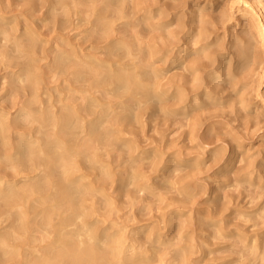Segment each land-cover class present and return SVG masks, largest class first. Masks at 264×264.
I'll list each match as a JSON object with an SVG mask.
<instances>
[{"label":"rangeland","instance_id":"374dc122","mask_svg":"<svg viewBox=\"0 0 264 264\" xmlns=\"http://www.w3.org/2000/svg\"><path fill=\"white\" fill-rule=\"evenodd\" d=\"M246 7L249 8L245 2L239 0H0V113L3 115L5 111V117L8 115L7 118H10V121L15 119L18 121L17 126L10 129L9 135L7 132V139L3 138V141L0 135V183L2 186L12 184L23 186L33 183L35 179L36 182L38 177V172H29L32 168L23 167L18 163L28 153L26 147L25 151L18 149L20 142L38 139L39 134H42L37 130L38 120L27 121L20 115V107L26 98L22 87L29 85V81L26 82L28 78L22 81L17 77L19 72L24 71L23 68L29 66L26 69L32 70L30 71L32 73L28 70L24 71L26 75L22 72L23 77H27L29 73H37V78L40 76L42 79L39 84L41 98L48 111L44 109L41 112L47 115L57 110L55 108H59L60 99L68 101L67 98L70 96H80L78 92H70L71 89L87 84L88 78H84L85 81L83 78L75 81L76 77L73 73L71 59L75 56H71L79 51L81 57L92 61L93 70L88 74L89 76L93 74L95 87L92 90L95 91L94 95L102 100L100 101L104 105L102 109L106 110L108 117L102 120L104 122L106 119L107 123L97 122L98 131L94 135L96 138L93 136L94 143L91 150L87 151V154L91 153L89 158L94 157L95 162H90L87 157L83 160L84 154L86 156L85 152H82L83 156L80 154L82 160L78 157L79 154L75 155L76 150L77 152L84 150L83 146V149L80 148V143L86 139L84 133H78L80 136L75 137L76 141L72 140L75 143L70 141L67 144L69 147L73 144V149H76L73 155L80 164H77L78 167L80 166L77 167L78 170L72 169V175L75 176L73 177L76 178V183L79 180L81 181L79 185L83 183L80 188H88L87 194L82 193V189L79 192L72 190L76 192L75 198L78 202L76 204L79 209L83 201L85 211L82 210L84 207L78 210L77 205L73 208L71 202L67 198L64 199L67 195H61V199L57 198L56 183L64 178L63 166H57L59 167L57 170L62 169V172L57 171L58 175L52 176L50 184L42 192L44 195L41 192H35L27 196L29 199L19 201L20 203H16V206L14 204V207H10L12 204L6 206V199L4 198L5 202L0 196V242L3 244L0 243V246L4 248L0 247V264H28L30 260V264H35L32 258L35 260L37 255H46L41 250L49 253L45 246L50 245V248L55 249L53 253H47V255H52L55 259L57 253L66 251L65 257L56 261V264L58 262L66 264L71 260L67 255L71 248L63 247L61 245L63 242L58 241L59 229L64 233L68 231L64 234V237L67 236L66 239L72 237L71 234L76 229L73 240L78 241L79 244L83 241L89 243L92 239L91 236L89 239L88 234L94 232L93 236H96L97 233L98 236L92 241H96L99 248H104L111 240L116 244L115 240L120 238L124 251L122 249L120 254H123H118L116 259L124 257L126 261H129L132 258L142 260V264L144 262V264H264V44L259 34L261 28L249 18L245 12ZM174 19H177V23ZM257 19V24L263 23L264 27V14ZM202 28L208 29L209 32L202 31ZM198 29L205 33V38L201 37L203 34L199 37V34L195 35V31L199 33ZM187 35H192V38L190 39V36L188 40ZM194 36L198 37L196 41L192 40ZM203 39L205 40L202 41ZM199 40L198 47L210 43L211 48L206 51L200 50L201 52L198 51L197 54L198 47H194L193 42L196 44L195 42ZM245 46L252 48L250 50L252 55L245 64H239L238 57ZM183 47L186 49L184 55H181L183 58L180 56L179 62H176L174 52ZM211 54L212 59L214 56V59L216 58L212 61V65L198 69L197 74L195 67L191 66L194 65L191 62L193 56L200 65L205 61H211ZM58 55L64 56L67 64L65 61L60 63ZM134 55H137L136 59ZM195 57L201 59H195ZM95 61L104 62L106 65L97 62L99 66L97 67ZM182 62L185 63L183 66ZM109 65H111L110 74L117 69L113 76L124 72L122 76L128 75L131 81L133 80L129 84L131 88L132 84L136 83L133 90L127 87L118 88L119 85H123L115 78L113 83L110 74L106 76ZM185 66L189 71L185 69ZM83 74L87 75L86 72ZM94 76L99 80L96 81ZM125 82L129 83L128 80ZM149 83L152 85L149 86ZM139 84H141L140 87L136 86ZM208 85L214 91L212 97L203 95V98L199 100L202 101L201 103L199 101V104L192 103L194 105L187 107L189 113H184L183 106L186 102L184 103L182 99L185 94L191 96L196 90L204 91ZM177 89L178 93L184 94V96L178 94L182 97L178 101V96L175 95L177 97L175 98L173 95L174 90L177 91ZM213 97H215L214 100H211ZM51 103L56 107L50 110L48 107ZM98 106L102 105H97V109L100 108ZM38 113L40 114V111L37 115ZM45 126L47 128L45 127L44 131L48 134L54 131L51 130L53 128L51 124ZM50 127L51 131H48ZM106 129L108 131L104 133ZM47 137L46 135L45 138ZM32 147L36 150L38 143L33 144ZM36 152L37 150L35 154ZM12 155L14 157H11ZM40 155L43 156L41 153ZM27 164L29 165V162ZM101 164L103 167L99 166ZM27 177L35 179L26 181ZM65 182L68 184L69 180ZM79 193L85 197L78 196ZM41 196L47 201L43 200V202ZM26 206L30 209L25 208ZM70 208L73 210H69ZM74 209L79 212L78 219L73 216L76 212ZM39 210L42 212L40 213ZM48 211L51 212L50 217ZM69 213L74 220L70 219ZM41 214L43 216H39ZM62 215L64 217L62 221H66V216L69 223L66 221L67 223L59 224ZM40 217H43V220ZM21 218L25 220L26 228L23 230L18 229V222L22 224L23 220H17ZM46 218H49V222ZM75 219L76 223L84 226L80 229L81 231H79L81 225L71 223ZM27 220H30V223ZM15 221L17 226H14ZM18 232L20 235L17 234ZM77 232L80 235L78 239ZM5 234L10 235L8 239ZM3 237L7 240L6 243ZM24 240H29L30 246ZM21 241L26 244L24 242L22 244ZM57 245L60 248H56ZM18 246L20 248H17ZM43 246L46 249H43ZM242 246L245 247L242 248ZM7 248H12V251L15 249L14 254ZM137 249L139 252L136 251ZM18 252L21 254L24 252V258H21V255L16 256ZM27 252L30 256L26 254ZM133 252L136 257L132 255ZM137 253L140 254L139 257ZM127 255H131L130 258ZM37 259L36 262L39 260ZM68 263L72 264V260Z\"/></svg>","mask_w":264,"mask_h":264},{"label":"bare ground","instance_id":"6f19581e","mask_svg":"<svg viewBox=\"0 0 264 264\" xmlns=\"http://www.w3.org/2000/svg\"><path fill=\"white\" fill-rule=\"evenodd\" d=\"M235 1H237V0H235ZM239 1H243V2H245V5L247 4L248 5V7L249 8H247L246 7V13H247V15L249 16V18H251V20H252V22H254V24L256 25V26H259L260 28H261V30H260V32H259V34H261V37H262V43L264 44V27L262 26V24H257V18H258V16H260V15H262V14H264V0H239ZM59 2V1H58ZM128 2V1H127ZM53 3V2H52ZM238 3V2H237ZM36 4V3H35ZM243 4V3H242ZM177 5V4H176ZM77 6V5H76ZM81 6V5H80ZM34 7V6H33ZM120 7V6H119ZM122 7V6H121ZM176 9V8H175ZM244 9H245V7H244ZM52 10V9H51ZM50 10V11H51ZM76 10V9H75ZM57 11V10H56ZM71 11V10H70ZM152 11V10H151ZM202 11V10H201ZM78 12V11H77ZM95 12V11H94ZM68 13V12H67ZM66 14V13H65ZM77 14V13H76ZM200 14V13H199ZM203 14V13H202ZM2 15H3V13H2ZM61 15H63V14H61ZM79 16H82V15H79ZM92 16V15H91ZM177 16V15H176ZM196 16V15H195ZM198 16V15H197ZM202 16V15H201ZM173 17V16H172ZM69 18V17H68ZM73 18V17H72ZM95 18V17H94ZM147 18H148V16H147ZM181 18V17H180ZM203 18V17H202ZM78 19V18H77ZM87 19V18H86ZM88 19H89V17H88ZM177 19H179V18H177ZM177 19L175 20L174 19V21L176 22L177 21ZM197 19V18H196ZM199 19H200V16H199ZM205 19V18H204ZM232 19V18H231ZM1 20V19H0ZM98 20V19H97ZM126 20H127V18H126ZM172 20H173V18H172ZM202 20V19H201ZM200 20V21H201ZM99 21H101V19L99 20ZM120 21V20H119ZM204 21V20H203ZM164 22V21H163ZM175 22H173V24L175 23ZM79 23V22H78ZM101 23V22H100ZM119 23V22H118ZM177 23V22H176ZM192 23H194V22H192ZM134 24V23H133ZM253 24V23H252ZM81 25V24H80ZM93 25V24H92ZM203 25V24H202ZM76 26V25H75ZM94 26V25H93ZM177 26V25H176ZM179 26V25H178ZM177 26V27H178ZM188 26H189V24H188ZM192 26H193V24H192ZM108 27V26H107ZM183 27V26H182ZM14 28V27H13ZM175 28V27H174ZM184 28V27H183ZM188 28V27H187ZM197 28V27H196ZM5 29V28H4ZM96 29V28H95ZM123 29V28H122ZM173 29V28H172ZM193 29V28H192ZM201 29V28H200ZM200 29H198V30H200ZM203 30L202 31H204L205 29L204 28H202ZM215 29V28H214ZM100 30V29H99ZM197 30V32H199V33H196V31L194 32L195 33V35H198V37L200 36V35H202L203 34V36H201L202 38L204 37L205 38V33H202V31L200 32V31H198ZM208 30V29H207ZM207 30H205V31H207ZM13 31V30H12ZM88 31V30H87ZM182 31V30H181ZM10 32V31H9ZM179 32V31H178ZM207 32H209V31H207ZM25 33V32H24ZM112 33H113V31H112ZM121 33V32H120ZM3 34V33H2ZM9 34V33H8ZM21 34V33H20ZM32 34V33H31ZM37 34V33H36ZM124 34V33H123ZM212 34V33H211ZM210 34V35H211ZM5 35V34H4ZM22 35V34H21ZM27 35V34H26ZM113 36V35H112ZM178 36V35H177ZM188 36V40H190L191 38H192V35H187ZM209 36V35H208ZM244 36V35H243ZM6 37V36H5ZM32 37V36H31ZM104 37V36H103ZM122 37V36H121ZM189 37H190V39H189ZM198 37H196V36H194L193 37V39L192 40H194L195 39V41H196V39L198 38ZM225 37V36H224ZM125 38V37H124ZM123 38V39H124ZM173 38V37H172ZM209 38V37H208ZM222 38V37H221ZM238 38V37H237ZM236 38V39H237ZM33 39V38H32ZM60 39V38H59ZM116 39V38H115ZM118 39V38H117ZM201 39V38H200ZM11 40V38L9 39V41ZM95 40V39H94ZM120 40V39H119ZM122 40V39H121ZM184 40H185V38H184ZM187 40V41H188ZM205 39H203L202 41H204ZM4 41V40H3ZM8 41V40H7ZM8 41V42H9ZM17 41V40H16ZM107 41V40H106ZM110 41V40H109ZM242 41V40H241ZM249 41V40H248ZM21 42V41H20ZM31 42V41H30ZM112 42H113V40H112ZM111 42V43H112ZM125 42V41H124ZM178 42V41H177ZM189 42V41H188ZM187 42V43H188ZM193 42V41H192ZM198 42H200V40L199 41H197V42H195L196 44H194V42H193V45H195L194 47H196L197 46V43ZM243 42V41H242ZM241 42V43H242ZM256 42V41H255ZM6 43V42H5ZM116 43V42H115ZM213 43V42H212ZM215 43V42H214ZM3 44V43H2ZM19 44V43H18ZM69 44V43H68ZM107 44H109V43H107ZM236 44V43H235ZM244 44V43H243ZM128 45V44H127ZM178 45V44H177ZM211 44L210 43H205V44H202L200 47H198V48H196V50H197V54H198V51H199V53L201 52L200 50H207V49H209V48H211V46H210ZM217 45V44H216ZM220 45V44H219ZM247 45V44H246ZM248 45H249V43H248ZM16 46V45H15ZM38 46V45H37ZM40 46V45H39ZM191 46V45H190ZM264 46V45H263ZM80 47V46H79ZM107 47V46H106ZM125 47V46H124ZM184 47H186V46H184ZM180 48L176 53L174 52V54H175V61L177 62H179V60H180V58L182 57L183 58V56H181L183 53H184V51L186 50L185 48ZM21 48V47H20ZM27 48V47H26ZM95 48H97V47H95ZM109 48H110V46H109ZM127 48V47H126ZM223 48V47H222ZM234 48V47H233ZM242 48V47H241ZM248 48H250V47H248ZM248 48H246V46L245 47H243L242 49H241V55H240V57H238L239 58V64H245V62H247L248 60H249V58L251 57V55H252V52L250 51L252 48H250V49H248ZM254 48V47H253ZM71 49H73V48H71ZM77 49V48H76ZM79 49V48H78ZM118 49H120V48H118ZM122 49V48H121ZM192 49H194V48H192ZM191 49V50H192ZM227 49H229V48H227ZM24 50V49H23ZM65 50V49H64ZM74 50V49H73ZM125 50V49H124ZM151 50H152V48H151ZM154 50V49H153ZM215 50H216V48H215ZM3 51H4V49H3ZM35 51V50H34ZM58 51V50H57ZM77 51V50H76ZM76 51H74V52H76ZM84 51V50H83ZM117 51V50H116ZM190 51V50H189ZM217 51V50H216ZM61 52V51H60ZM72 52V51H71ZM79 52V51H78ZM75 53L74 55H72L71 57H73V56H75V58H73V59H71V63H72V66L74 67V77H76V79H75V81H79L80 80V78H88L87 79V84L86 85H82V86H79L78 88H73V89H71L70 90V92H72V93H74V92H78V93H80L79 95V97L77 96H70V97H68L67 99H68V101H64L63 99H60L61 100V104H60V102H59V104L60 105H58L59 106V108H55V109H57V110H54V111H51V113L50 114H43V112H41L42 110H46V104H45V102L43 101V99L41 98V88H40V83H41V81H42V79L40 78V76L37 78V73L36 74H30V73H32V72H30V71H32V70H30L29 71V69H26L27 67H29V66H27L25 69L23 68V70L24 71H26V70H28V72H30L29 73V75H27V77L25 76V77H23V75L25 74L26 75V73H24V71H21V72H19V74H17V77L20 79V80H22V81H25L27 78V80H26V82L27 81H29L28 82V86H23L22 88L25 90L24 91V96H26V98L23 100V101H25L23 104H22V106L20 107V110L19 111H21V113H20V115L22 116V119H25V120H31V119H33V120H38L39 121V126H38V129H37V127L35 128V130H34V132L36 131V129L39 131V133L41 132L42 134H39L40 136L42 135V138H40V136H39V138L38 139H34V140H26V141H24V142H20V145H19V148L18 149H20V151H21V149H24V151H25V147H26V151L28 152V153H26V155L27 156H24L22 159H21V161L20 162H18L19 163V165L21 164V166H23V167H29L31 170L29 171V172H31V171H35V172H38V177H37V181L35 182V178H33V177H27L26 179V181H28V180H30V179H35L34 180V182L33 183H27V184H25V185H23V186H20V185H17V184H12V185H8V186H2V184L0 185V196H2L3 197V200L5 201V199H6V201H7V204H6V206L8 205V204H12L10 207H12L14 204H15V206H16V203H20L19 201H21V200H24L25 201V198H27V196L28 195H33V193H35V192H43L44 190H45V187L47 186V185H49L50 184V182H51V178H52V176L53 175H58L56 172L58 171L57 170V168H59V167H57V166H60V167H64L65 169H63L64 171V178L63 179H59L58 181H57V183H56V187L58 188V195H59V197H58V195H57V198H59V199H61V195H67V196H64V199L65 198H67L70 202H71V204H72V207L74 208V206H76V207H78V204H76V202H77V200H76V198H75V195H76V192L78 191L79 192V190H81L82 188H80V186H82L83 185V183H82V185H79V182H81L80 180H79V182L78 183H76V181H75V179L76 178H74L75 176L74 175H72V169H75V168H77L78 166H77V164L78 165H80L79 164V161H77V159H75V157H74V150H76V149H73L74 148V146L72 147V145L73 144H71V147H69V145L67 146V144H68V142L70 143V141L72 142V143H75L74 141H76L75 140V137H79L80 136V134H78V133H84V136H85V140L84 141H80L81 143V147L80 148H82V146H83V148H84V150L83 151H79V152H77L78 150H76V153H75V155L77 154V156H78V154H79V158H80V160H82L81 159V157L83 156V153L82 152H85L86 153V156H85V154H84V157H83V160H85L84 158H86L87 157V159H90V162L92 161V162H95V161H93V159H95L94 157L91 159V158H89V157H91L90 155H91V153L89 154H87V151L89 152V149L91 148V146H92V143H94V142H92L93 141V136L95 135V133H96V131H98L97 130V122H100L101 123V121L105 118V117H107V115H106V113H105V111L106 110H104V109H102V107L104 106L101 102H102V100L101 99H99L97 96H95L94 95V93H95V91H93L92 89L95 87L94 85H93V77H92V75L93 74H91V76H89L88 74L89 73H91L92 72V61L91 60H86L85 58H83V56L81 57V54L79 55V53ZM211 52V51H210ZM264 52V51H263ZM5 53V52H4ZM61 53H65V52H61ZM238 53H239V51H238ZM254 53V52H253ZM72 54V53H71ZM70 54V55H71ZM83 54V53H82ZM103 54V53H102ZM108 54V53H107ZM122 54V53H121ZM138 54V53H137ZM169 54V53H168ZM173 54V55H174ZM187 54V53H186ZM204 54V53H203ZM65 55V54H64ZM89 55V54H88ZM88 55H86L87 57H88ZM91 55H93V54H91ZM94 55H95V53H94ZM130 55V54H129ZM184 55V54H183ZM231 55H232V52H231ZM234 55V54H233ZM24 56V55H23ZM45 56V55H44ZM59 56V55H58ZM62 56V55H61ZM97 56V55H96ZM135 56V55H134ZM181 56V57H180ZM200 57H202L201 55H199ZM198 56V57H199ZM212 54H211V57H210V60L211 61H205V62H203L202 64H200L199 65V63L200 62H196V60H194V56H193V60L191 61L194 65H191V64H189V66L191 65L193 68L195 67V70H196V73L198 72L197 70L198 69H202V68H207L208 66H209V64H211L212 65V61H214L215 59H214V57H213V59H212ZM255 56V55H254ZM257 56V55H256ZM28 57V56H27ZM132 57V56H131ZM136 57H137V55L135 56V59H136ZM198 57H195V59L196 58H198ZM208 57V56H207ZM218 57H219V55H218ZM235 57V56H234ZM237 57V56H236ZM261 57V56H260ZM64 56L63 57H58V61L60 62V63H64ZM67 58V57H66ZM68 58H70V57H68ZM89 58H91L92 59V57H89ZM98 58V57H97ZM117 58V57H116ZM142 58V57H141ZM152 58V57H151ZM204 58V57H203ZM237 58V59H238ZM93 59H94V57H93ZM165 59V58H164ZM199 59V58H198ZM201 59V58H200ZM199 59V60H200ZM12 60V59H11ZM30 60V59H29ZM98 60V59H97ZM131 60H132V58H131ZM183 61H184V59H182ZM199 60H197V61H199ZM32 61V60H31ZM34 61V60H33ZM109 61V60H108ZM194 61H195V63H194ZM11 62V61H10ZM66 62V61H65ZM96 62V61H95ZM98 62V61H97ZM96 62V65L99 63V62H101V61H99L98 63ZM111 62H113V61H111ZM118 62V61H117ZM120 62V61H119ZM126 62V61H125ZM136 62V61H135ZM190 62V63H191ZM202 62V61H201ZM253 62V61H252ZM263 62V61H262ZM26 63H27V61H26ZM33 63V62H32ZM40 63V62H39ZM57 63V62H56ZM69 63V62H68ZM104 63V62H103ZM102 62H101V64H103ZM224 63V62H223ZM228 63V62H227ZM66 64H67V62H66ZM100 64V65H101ZM105 64V63H104ZM183 64H185L184 62H182V66H183ZM69 65V64H68ZM95 65V66H96ZM106 65V64H105ZM113 65V64H112ZM115 65V64H114ZM140 64H138V66H139ZM153 65V64H152ZM225 65V64H224ZM235 65V64H234ZM108 66V65H107ZM111 65H109V68H108V72L106 73V76L108 75V74H110L109 73V69L111 70V67H110ZM141 66V65H140ZM190 66V67H191ZM230 66V65H229ZM254 66V65H253ZM33 67V66H32ZM97 67H99L98 65H97ZM96 67V68H97ZM101 67H103V65L101 66ZM100 67V68H101ZM188 67V66H187ZM192 67L190 68V69H192ZM210 67V66H209ZM241 67V66H240ZM247 67V66H246ZM252 67V66H251ZM11 68V67H10ZM72 68V67H71ZM85 68V69H84ZM87 68V69H86ZM125 68V67H124ZM134 68V67H133ZM140 68V67H139ZM152 68V67H151ZM230 68H232V66H230ZM230 68H228V70L230 69ZM61 69V68H60ZM120 69V68H119ZM126 69V68H125ZM124 69V70H125ZM135 69H136V67H135ZM185 69H187L186 68V66H185ZM235 69V68H234ZM58 70V69H57ZM73 70V69H72ZM97 70V69H96ZM117 69H115V71L114 72H112L111 71V73H116L117 71H116ZM123 70V69H122ZM122 70H120V72L122 71ZM149 70V69H148ZM184 70V69H183ZM188 70V69H187ZM19 71V70H18ZM82 71H84V72H86V74L89 76H87V75H85V74H83L84 72H82ZM189 71V70H188ZM194 71V70H193ZM202 71V70H201ZM204 71V70H203ZM206 71V70H205ZM231 71H232V69H231ZM24 74H23V73ZM27 72V71H26ZM129 72H130V70H129ZM187 72V71H186ZM192 72V71H191ZM225 72V71H224ZM230 72V71H229ZM72 73V72H71ZM102 73V72H101ZM122 73H124V72H122ZM122 73H119V74H117V75H115V76H113V74H110V78L112 79V82H113V79L115 78L117 81H118V83H120V84H122L123 86H121V85H119V87L118 88H121V87H124V89H125V87H127V88H131L130 87V82H132L131 81V79H130V77L128 76V75H126V76H122L121 74ZM127 73V72H126ZM213 73V72H212ZM46 74V73H45ZM98 74V73H97ZM96 74V75H97ZM104 74H105V72H104ZM191 74V73H190ZM198 74V73H197ZM39 75V74H38ZM81 75H84V76H86V77H80ZM95 75V74H94ZM95 75V76H96ZM136 76H137V74H135ZM227 75H228V73H227ZM234 75V74H233ZM236 75V74H235ZM6 76V75H5ZM46 76V75H45ZM94 76V77H95ZM98 76V75H97ZM181 76V75H180ZM192 76V75H191ZM195 76H196V74H195ZM198 76V75H197ZM219 76V75H218ZM231 76V75H230ZM4 77V76H3ZM92 77V78H91ZM139 77V76H138ZM193 77V76H192ZM235 77V76H234ZM61 78V77H60ZM209 78V77H208ZM136 79H138V78H136ZM193 79V78H192ZM201 79V78H200ZM205 79V78H204ZM216 79H218V78H216ZM228 79H231V78H228ZM235 79V78H234ZM233 79V80H234ZM14 80V79H13ZM95 80L96 81H98L97 79H96V77H95ZM128 80V84L125 82V81H127ZM202 80V79H201ZM50 81V80H49ZM72 81V80H71ZM81 81H83L82 79H81ZM84 81H85V79H84ZM84 81H83V83H84ZM95 81V82H96ZM136 81V80H135ZM195 81V80H194ZM199 81V80H198ZM197 81V82H198ZM203 81V80H202ZM207 81V80H206ZM214 81H216V80H214ZM236 81V80H235ZM51 82V81H50ZM74 82V81H73ZM107 82H109V81H107ZM123 82L125 83V84H123ZM141 82V81H140ZM162 82V81H161ZM182 82V81H181ZM191 82V81H190ZM211 82H213V81H211ZM4 83V82H3ZM75 83V82H74ZM113 83H115V82H113ZM143 83V82H142ZM207 83V82H206ZM210 83V82H209ZM208 83V84H209ZM219 83H220V81H219ZM8 84H10V83H8ZM99 84V83H98ZM112 84V83H111ZM117 84V83H116ZM136 84V83H135ZM135 84H132L133 85V87L131 88L132 90H133V88L135 87ZM150 84L151 83H149V86H150ZM210 84H212V83H210ZM229 84H231V83H229ZM7 85V84H6ZM77 85H79V84H77ZM108 85V84H107ZM113 85V84H112ZM140 85L141 84H139V85H136V86H138V87H140ZM152 85V84H151ZM159 85V84H158ZM158 85H156L157 87H158ZM194 84H192V86H193ZM197 86H198V84H196ZM207 85V84H206ZM220 86L222 85V84H219ZM10 86V85H9ZM13 86V85H12ZM74 86V85H73ZM105 86V85H104ZM118 86V85H117ZM145 86V85H144ZM173 86V85H172ZM201 86H202V84H201ZM218 86V85H217ZM223 86V85H222ZM236 86V85H235ZM96 87H98L97 85H96ZM116 87V86H115ZM208 87H209V85H208ZM208 87H204L205 88V90L204 89H202V90H204V91H195L194 92V94H192L191 96H189L188 94H185V97L182 99V97H180V96H184V94L183 93H178V89H177V91L176 90H174V97H175V95H177L178 96V94H182V95H180V96H178V99H177V101L179 100V98H180V100L182 99L183 100V102L185 103L184 104V113H189V111H188V109H187V107H189V106H191V105H194V104H192V103H194V102H198L199 100H201L202 98H203V95H204V97L205 96H207V97H210V95H211V97H212V92H214V91H212V89H210V87L208 88ZM228 87V86H227ZM230 88H231V86H229ZM241 87V86H240ZM243 87V86H242ZM4 88V87H3ZM148 88V87H147ZM146 88V90H148ZM154 88V87H153ZM159 88V87H158ZM174 88V87H173ZM214 88V87H213ZM217 88V87H216ZM220 88V87H219ZM222 88V87H221ZM58 89V88H57ZM142 89V88H141ZM189 89V88H188ZM228 89V88H227ZM68 90H69V88H68ZM121 90V89H120ZM130 90V89H129ZM135 90V89H134ZM193 90V89H192ZM195 90V89H194ZM214 90H216V89H214ZM222 90V89H221ZM27 91V92H26ZM74 91V92H73ZM113 91V90H112ZM116 91H117V89H116ZM118 91H119V89H118ZM123 91V90H122ZM125 91V90H124ZM156 91H157V88H156ZM173 91V90H172ZM175 91H176V93H175ZM180 91V90H179ZM238 91H239V89H238ZM60 92V91H59ZM126 92V91H125ZM132 92V91H131ZM135 92V91H134ZM142 92H143V90H142ZM181 92V91H180ZM6 93V92H5ZM28 93V94H27ZM72 93H71V95H72ZM84 93H86L85 95H82V94H84ZM136 93H137V91H136ZM135 93V94H136ZM139 93V92H138ZM152 93V92H151ZM158 93H160L159 92V89H158ZM162 93V92H161ZM187 93H189V92H187ZM191 93V92H190ZM50 94V93H49ZM61 94V93H60ZM146 94H147V92H146ZM231 94V93H230ZM18 95V94H17ZM70 95V94H69ZM75 95V94H74ZM124 95V94H123ZM127 95V94H126ZM221 95V94H220ZM108 96V95H107ZM117 96V95H116ZM146 96V95H145ZM216 96V95H215ZM135 97H137V96H135ZM135 97H134V99H135ZM202 97V98H201ZM206 97V98H207ZM44 98V97H43ZM65 98V97H64ZM112 98V97H111ZM120 98V97H119ZM175 98H177V97H175ZM205 98V99H206ZM214 98L215 97H213V99L211 98V100H214ZM55 99H57V98H55ZM69 99H70V101H69ZM118 99V98H117ZM132 99V98H131ZM217 99V98H216ZM215 99V100H216ZM6 100V99H5ZM45 100V99H44ZM50 100H51V97H50ZM172 100V99H171ZM170 100V101H171ZM176 100V99H175ZM210 100V101H211ZM223 100V99H222ZM54 101H56V100H54ZM101 101V102H100ZM118 101V100H117ZM174 101V100H173ZM243 101V100H242ZM241 101V102H242ZM176 102V101H175ZM180 102V101H179ZM200 103L202 102V101H199ZM199 102H198V104H199ZM207 102V101H206ZM178 103V102H177ZM238 103V102H237ZM197 104V103H196ZM195 104V105H196ZM212 104V103H211ZM232 104V103H231ZM97 105H102V106H98V107H100L101 108V110H99V109H97ZM4 106V105H3ZM175 106V105H174ZM177 106H178V104H177ZM176 106V107H177ZM207 106H208V103H207ZM206 106V107H207ZM52 107H56L54 104H52L51 103V106L50 107H48L50 110H51V108ZM114 107V106H113ZM193 107V106H192ZM110 108V107H109ZM214 108V107H213ZM107 109V108H106ZM240 109V108H239ZM242 109V108H241ZM122 110V109H121ZM40 111V114L39 115H37V112H39ZM46 111H48V110H46ZM109 111V110H108ZM177 111V110H176ZM241 111V110H240ZM5 112V111H4ZM4 112H3V115L0 113V135H2V139L4 138V139H7V136L9 135V131H10V129L13 127V126H17V124H18V121H17V119H15V120H13V121H10V118H7V116L5 117V114H4ZM119 112V111H118ZM174 112H175V110H174ZM179 112V111H178ZM45 113H48V112H45ZM113 113V112H112ZM238 113V112H237ZM242 113V112H241ZM107 114H109V113H107ZM191 114V113H190ZM110 115V114H109ZM188 115V114H187ZM181 116V115H180ZM215 116V115H214ZM173 117V116H172ZM189 117H191V116H189ZM189 117H188V121H189ZM13 118V117H12ZM17 118V117H16ZM108 118V117H107ZM183 118V117H182ZM186 118V117H185ZM18 120H19V118H18ZM24 120V121H25ZM106 120V119H105ZM104 120V122L102 121V124L103 123H105L106 121ZM37 121V122H38ZM20 122V121H19ZM31 122H33V121H31ZM30 122V123H31ZM34 123H36V121L34 122ZM107 123V122H106ZM118 123V122H117ZM189 123V122H188ZM41 124V125H40ZM48 124H51L52 126H53V128L51 129V127L49 128V130L48 131H51V130H54L53 132L51 131V133L50 134H48V132H46V131H44V129H45V125H48ZM200 125V124H199ZM47 128V127H46ZM106 128V127H105ZM198 128V127H197ZM51 129V130H50ZM46 130V129H45ZM104 130V129H103ZM215 130V129H214ZM37 131V132H38ZM100 131V130H99ZM107 129H106V131L104 132V133H107ZM121 131V130H120ZM7 132H8V135H7ZM32 132V131H31ZM111 132V131H110ZM44 133H46V134H44ZM101 134H102V132H100ZM103 133V134H104ZM217 133V132H216ZM35 134V133H34ZM78 134V135H77ZM101 134H100V136H101ZM102 134V135H103ZM16 135V134H15ZM44 135V136H43ZM48 136L47 138H45V136ZM109 135V134H108ZM119 135V134H118ZM33 136V135H32ZM37 136V137H38ZM82 136V135H81ZM96 136H97V134H96ZM100 136H98V138L100 139ZM115 136V135H114ZM219 136V135H218ZM10 137H12V136H10ZM27 137V136H26ZM95 137V136H94ZM117 137V136H116ZM115 137V138H116ZM45 138V139H44ZM96 138V137H95ZM105 138V137H104ZM1 139V140H2ZM4 139H3V141H4ZM11 139V138H10ZM31 139V138H30ZM33 139V138H32ZM43 139H44V141H43ZM77 139V138H76ZM98 139V140H99ZM112 139V138H111ZM17 140V139H16ZM72 140H74V141H72ZM14 141H15V139H14ZM14 141H12V142H14ZM111 141V140H110ZM115 141V140H114ZM116 141H118L117 139H116ZM8 142V141H7ZM17 142V141H16ZM100 142H102V141H100ZM112 142V141H111ZM3 143H5V142H3ZM35 143H38V147H37V152H36V154H35V151L36 150H33L34 148L32 147V145L33 144H35ZM78 143H79V140H78ZM96 143V142H95ZM109 143V142H108ZM8 144V143H7ZM13 144V143H12ZM111 144V143H110ZM5 145V144H4ZM75 145V144H74ZM102 146V145H101ZM133 146V145H132ZM108 147V146H107ZM239 147V146H238ZM12 148V147H11ZM82 148V149H83ZM93 148V147H92ZM91 150V149H90ZM96 150V149H95ZM94 150V151H95ZM128 150V149H127ZM19 151V150H18ZM92 152V151H91ZM22 153H23V151H22ZM40 153L41 154H43V156H41L40 155ZM93 153V152H92ZM96 153V152H95ZM99 153V152H98ZM239 153V152H238ZM34 154H35V156H34ZM38 154V155H37ZM82 156H81V155ZM246 154V153H245ZM16 155H18V152H16ZM46 156V157H45ZM81 156V157H80ZM94 156V155H93ZM11 157H14L13 155L11 156ZM38 157V158H37ZM178 157V156H177ZM176 157V158H177ZM220 159V158H219ZM240 159V158H239ZM12 160H15V159H12ZM79 160V159H78ZM100 160H98V162H99ZM29 162V165L27 164ZM83 162V161H82ZM85 162V161H84ZM102 162V161H101ZM13 163H15V161L13 162ZM81 163V162H80ZM85 164V163H84ZM83 164V165H84ZM107 165V164H106ZM82 166V165H81ZM100 167H103V164H101V165H99ZM22 167V168H23ZM80 167V166H79ZM78 167V168H79ZM93 167V166H92ZM15 168V167H14ZM21 168V167H20ZM26 168H24V169H26ZM78 168H77V170H78ZM133 168H135V167H133ZM17 169V168H16ZM37 170V171H36ZM76 170V169H75ZM82 170H84V169H82ZM258 170V169H257ZM26 171V170H25ZM74 171V170H73ZM141 171V170H140ZM15 172V171H14ZM23 172V171H22ZM32 172V173H33ZM58 172H62V169H61V171L59 170ZM105 172V171H104ZM132 173V172H131ZM135 174V173H134ZM140 174V173H139ZM37 175H35V176H37ZM136 175V174H135ZM73 178H72V177ZM1 177V176H0ZM55 177V176H54ZM59 177H60V175H59ZM77 177V176H76ZM82 177H83V175H82ZM56 178V177H55ZM80 178V177H79ZM87 178V177H86ZM23 179H25V178H23ZM14 180V179H13ZM62 180V181H61ZM68 181L69 180V182H70V184H69V182H68V184L65 182V181ZM139 180V179H138ZM55 181V180H54ZM3 182V181H2ZM16 182V181H15ZM53 182V181H52ZM12 183H13V181H12ZM17 183V182H16ZM85 184V183H84ZM261 184V183H260ZM86 185V184H85ZM84 185V186H85ZM150 186V185H149ZM89 187V186H88ZM245 187V186H244ZM85 188V187H84ZM82 189V193H89L88 191H86L88 188H86V189ZM256 188V187H255ZM72 190H74V191H76V192H74V191H72ZM83 190H85V191H83ZM95 190V189H94ZM248 190V189H247ZM70 191H71V193H70ZM93 191V190H92ZM48 191H46V193H47ZM91 192V191H90ZM214 192V191H213ZM40 193V194H41ZM56 193V194H57ZM210 193V192H209ZM259 193V192H258ZM43 194V193H42ZM55 194V195H56ZM81 193H79L78 194V196L80 195ZM44 195V194H43ZM50 195H51V192H50ZM52 196H53V194H52ZM80 196H82V195H80ZM42 198H41V200L43 201V200H45V198L43 197V196H41ZM47 197V196H46ZM63 197V196H62ZM83 197V196H82ZM85 197V196H84ZM83 197V198H84ZM5 198V199H4ZM48 198V197H47ZM55 198H56V196H55ZM55 198H54V200H55ZM56 198V199H57ZM82 198V199H83ZM27 199H29V198H27ZM81 199V198H80ZM37 200V199H36ZM53 200V199H52ZM5 201V202H6ZM30 201V200H29ZM39 201H40V199H39ZM41 201V202H42ZM45 201H47V200H45ZM61 201V200H60ZM66 201V200H65ZM81 201V200H80ZM32 202V201H31ZM44 202V201H43ZM57 202V201H56ZM68 202V201H67ZM83 202V201H82ZM81 202V206H80V209L82 208V207H84V202L82 203ZM29 203V202H28ZM34 203V202H33ZM47 203V202H46ZM46 203H44V204H46ZM54 203V202H53ZM78 203V202H77ZM38 204V203H37ZM61 204H63V203H61ZM70 204V203H69ZM70 204V205H71ZM31 205V204H30ZM59 205V204H58ZM58 205H56V207L58 206ZM257 205V204H256ZM32 206V205H31ZM34 206H36V205H34ZM38 206V205H37ZM39 206H40V204H39ZM43 206V205H42ZM53 206V205H52ZM59 206H61V205H59ZM58 206V207H59ZM64 206V205H63ZM264 206V205H263ZM9 207V206H8ZM14 207V206H13ZM20 208V207H19ZM21 208H23V206L21 207ZM25 208H28L27 206L25 207ZM45 208L47 209V207L45 206ZM55 208V207H54ZM28 209H30V208H28ZM27 209V210H28ZM34 210H35V208H33ZM59 209V208H58ZM72 208H70L69 210H71ZM79 209V207H78V210H80ZM84 209V211H85V207L84 208H82V210ZM33 210V211H34ZM38 210V209H37ZM42 210V209H41ZM41 210H39L40 211V213L42 212ZM56 210V209H55ZM60 210V209H59ZM73 210V209H72ZM71 210V211H72ZM30 211V210H29ZM45 210H43V212H44ZM50 211V210H49ZM48 211V212H49ZM74 211H76L75 209H74ZM84 211H83V217H84ZM15 212V211H14ZM20 212L22 213V211L20 210ZM48 212H47V214H48ZM38 213V212H37ZM36 213V214H37ZM78 211H76V212H74V217L76 218L77 216H79L78 215ZM248 213V212H247ZM258 213V212H257ZM12 214V213H11ZM14 214V213H13ZM19 214V213H18ZM23 214V213H22ZM50 214H51V212H49V217H50ZM90 214V213H89ZM255 214V213H254ZM260 214V213H259ZM263 214V213H262ZM17 215V214H16ZM15 215V216H16ZM59 215V214H58ZM69 215V217H70V215H72L71 213H69L68 214ZM10 216H13V215H10ZM39 216H43L42 214L41 215H39ZM81 216H82V214H81ZM253 216V215H252ZM255 216V215H254ZM20 217H24V218H26L25 216H20ZM28 217V216H27ZM74 217H70V219H73L74 220ZM235 217V216H234ZM261 217V216H260ZM16 218V217H15ZM41 218V220H43L42 218L43 217H40ZM44 218H45V215H44ZM63 215H62V219H61V222L59 223L60 225L63 223H67L68 221H67V218H66V216H65V220L67 221H62L63 220ZM20 219V218H19ZM26 219H29V218H26ZM46 219H48L47 220V222H49V218H46ZM51 219V218H50ZM76 219H78V217L76 218ZM76 219H75V221H73V222H71V220H70V222L71 223H76L77 221H76ZM240 219V218H239ZM247 219V218H246ZM15 220V219H14ZM23 220V221H22ZM81 220H84V219H81ZM86 220V219H85ZM251 220V219H250ZM249 220V221H250ZM17 221H22V224H20L19 222H18V225L19 226H21L20 228H19V226H18V229H20L21 230V228H22V230H23V228H26V226H25V220L24 219H22L21 218V220H17ZM28 221V220H27ZM216 221V220H215ZM7 222V221H6ZM29 223H30V220L28 221ZM79 222V221H78ZM264 222V221H263ZM15 223H16V221H15ZM43 223H45V222H43ZM56 223H58V222H56ZM55 223V224H56ZM69 223V222H68ZM86 223V222H85ZM208 223V222H207ZM26 224H27V222H26ZM49 224V223H48ZM50 224H51V222H50ZM76 224H78V223H76ZM84 224V223H83ZM58 225V224H57ZM68 225V224H67ZM70 225V224H69ZM72 225V224H71ZM78 225H81V228H79V231H81L80 229H82V227L84 228V226L82 225V224H78ZM85 225V224H84ZM235 225H236V223H235ZM14 226H17V223H16V225H14ZM13 226V227H14ZM28 226V225H27ZM55 226V225H54ZM73 226H74V224H73ZM208 226H210V225H208ZM12 227V226H11ZM29 227V226H28ZM28 227H27V230H28ZM39 227V226H38ZM50 227V226H49ZM64 227V226H63ZM65 227H66V224H65ZM67 227H69V226H67ZM221 227V226H220ZM17 228V227H16ZM15 228V229H16ZM53 228H57V227H53ZM76 228V227H75ZM92 228V227H91ZM214 228V227H213ZM14 229V228H13ZM17 229V230H18ZM65 229V228H64ZM86 229V228H85ZM12 230V229H11ZM55 230V229H54ZM72 230V229H71ZM70 230V231H71ZM90 230H92V229H90ZM15 231V230H14ZM19 231V230H18ZM64 231V230H63ZM78 231V232H79ZM84 231V230H83ZM107 231V230H106ZM218 231H220V230H218ZM224 231V230H223ZM9 232H11L10 230H9ZM26 232V231H25ZM53 232V231H52ZM58 233V235L60 234V237H58L57 236V238H58V241L60 242H63L64 243V245H63V243H61V245L63 246V247H66V248H68V249H70V252L67 254L69 257H70V259L72 260V264H142V260H134V259H130L129 261H126V259L124 258V257H119L118 259H116V257H117V255L118 254H120L121 252H122V249H123V251H124V248H122V246L124 247V245H122V241H121V239L120 238H117L116 240H115V242H116V244H114V242H113V240H109L110 242L108 243V244H106V246H105V244H103L105 247L104 248H99L98 246H97V244H96V241H92L93 239H95L96 238V236H98L97 235V233H96V236L94 235L93 236V233H90V234H88V236H89V239H90V236H91V239L92 240H90L89 241V243H84V241L83 242H81L80 244L79 243H77L76 241H74L73 240V238H74V236H75V234H76V229H75V232H73L71 235H72V237H68V239H66L65 237H67V236H65L64 237V234L66 233H64V232H62V230H58L57 231ZM60 232V233H59ZM78 232H77V234H78ZM90 232V231H89ZM214 232V231H213ZM221 232V231H220ZM21 233H22V231H21ZM67 233H68V231H67ZM66 233V234H67ZM81 233V232H80ZM85 233V232H84ZM218 233V232H217ZM2 234V233H1ZM12 234H13V231H12ZM14 234H16L15 232H14ZM17 234H19L20 235V233L18 232ZM39 234V233H38ZM109 234V233H108ZM114 234V233H113ZM220 234V233H219ZM218 234V235H219ZM6 236H7V239H8V236H10L9 234L7 235V234H5ZM5 235H3L4 237H5ZM79 235V234H78ZM135 235V234H134ZM255 235V234H254ZM34 236V235H33ZM108 236V235H107ZM106 236V238H108ZM111 236V235H110ZM118 236V235H117ZM120 236H122V234L120 235ZM123 236H125V235H123ZM214 236V235H213ZM238 236V235H237ZM3 237V239H4V243H6L5 241H7V240H5V238ZM13 237H15V235H13ZM27 237H29V236H27ZM66 239H64V238ZM228 237V236H227ZM255 237V236H254ZM23 238H25V237H23ZM76 238L78 239V238H80V235H79V237H77L76 236ZM98 238V237H97ZM105 238V239H106ZM124 238V237H123ZM126 238V237H125ZM124 238V239H125ZM239 238H241V237H239ZM2 239V240H3ZM10 239V238H9ZM17 239V238H16ZM30 239V238H29ZM101 239V238H100ZM114 239V238H113ZM119 239V241H117ZM243 239V238H242ZM44 240V239H43ZM82 240V239H81ZM99 242H100V240L99 239H97ZM240 240V239H239ZM257 240H259V239H257ZM25 241V240H24ZM24 241H21V243L22 242H24ZM37 241H38V239H37ZM41 241V240H40ZM40 241H39V243H40ZM87 241V240H86ZM106 241V240H105ZM135 242H136V240H134ZM243 241V240H242ZM246 241V240H245ZM18 242V241H17ZM25 242H28L27 244L30 246V242H29V240L28 241H25ZM24 242V243H25ZM58 242V243H59ZM106 242H108V241H106ZM1 243V242H0ZM11 243V242H10ZM14 243V242H13ZM32 243V242H31ZM37 243V242H36ZM49 243V242H48ZM47 243V244H48ZM51 244L53 243L52 242V240H51V242H50ZM50 243H49V245H50ZM55 243V242H54ZM101 243V242H100ZM134 243V242H133ZM251 243V242H250ZM264 243V242H263ZM2 244V243H1ZM0 244V245H1ZM23 244V243H22ZM26 244V243H25ZM47 244H45V245H47ZM55 244H57V243H55ZM136 244V243H135ZM240 244V243H239ZM242 244V243H241ZM3 245V244H2ZM60 245V244H59ZM128 245V244H127ZM243 245V244H242ZM249 245V244H248ZM249 246H251V245H249ZM1 247V246H0ZM6 247V246H5ZM7 247H9V246H7ZM10 247H12V245L10 246ZM9 247V248H10ZM15 246H13V248H14ZM25 247V246H24ZM34 247H37V246H35L34 245ZM39 247V246H38ZM45 247H47V249L46 248H44V246L42 247L43 249H46V250H49L50 252L49 253H51L55 248H50L51 247V245L50 246H45ZM48 247H49V249H48ZM55 247V246H54ZM126 247V246H125ZM245 247V246H244ZM243 246H242V248H244ZM264 247V246H263ZM1 248H3V247H1ZM17 248H20V246H18ZM21 248H23V247H21ZM41 248V247H40ZM39 248V249H40ZM56 248H60V247H58V245H57V247ZM62 248V247H61ZM130 248H133V247H130ZM255 248V247H254ZM4 249V248H3ZM3 249H1V251L3 250ZM8 249V248H7ZM6 249V250H7ZM12 249V248H11ZM11 249H8V250H11ZM39 249L37 250L38 252H39ZM128 249H129V247H128ZM127 249V250H128ZM139 249V248H138ZM138 249L136 250V251H138ZM25 252L27 251V250H25V249H23ZM34 248H33V252H34ZM64 250V249H63ZM253 250H256V249H253ZM4 251V250H3ZM12 251V250H11ZM10 251V252H11ZM14 251H15V249H13V251H12V253L14 254ZM28 251H29V249H28ZM131 251H132V249H131ZM19 252H20V249H19ZM18 252V254L16 255V256H20L21 255V258H24V255H23V253L21 254V253H19ZM41 252H43L44 254H46V255H43L42 253V255L43 256H41V255H37V257H38V259H37V257L35 258V260L32 258V260L34 261V263L35 264H53L54 262H55V264L57 263L56 261L57 260H59V258H64L65 257V255H66V253L63 251V252H60L59 254L57 253L56 254V257H55V259H54V256H52V255H47V253L48 252H46L45 250L43 251V250H41ZM129 252V251H128ZM135 252V251H134ZM134 252H133V256L135 255L134 254ZM139 252V251H138ZM143 252H144V250H143ZM7 253H9V251L7 252ZM16 253V252H15ZM28 253L29 252H27L26 254L28 255ZM48 253V254H49ZM53 253V252H52ZM130 253V252H129ZM140 253H141V251H140ZM4 254H5V252H4ZM32 255H33V253H31ZM37 254V253H36ZM35 254V255H36ZM123 254V253H122ZM122 254H120V255H122ZM138 254V253H137ZM8 255V254H7ZM10 255H11V253H10ZM10 255H8V256H10ZM31 255V256H32ZM139 255L140 254H138V256L137 257H139ZM164 255H166V254H164ZM4 256V255H3ZM23 256V257H22ZM28 256H30V255H28ZM39 256H40V258H39ZM64 256V257H63ZM119 256V255H118ZM124 256H125V254H124ZM129 258H130V256L131 255H127ZM177 256V255H176ZM253 256V255H252ZM12 257H14V256H12ZM11 257V258H12ZM27 257V256H26ZM33 257V256H32ZM127 257V258H128ZM135 257H136V255H135ZM254 257H256L255 255H254ZM262 257V256H261ZM9 258V257H8ZM20 258V257H19ZM30 258V257H29ZM53 258V259H52ZM128 258V259H129ZM149 258V257H148ZM166 258V257H165ZM257 258V257H256ZM10 259V258H9ZM28 259V258H27ZM36 259L38 260L37 262H36ZM23 260V259H22ZM69 260V259H68ZM67 260V261H68ZM70 260V261H71ZM163 260V259H162ZM252 260H254L253 258H252ZM258 260V259H257ZM5 261V260H4ZM28 261V260H27ZM31 261V260H30ZM30 261H28L29 263L28 264H30ZM60 261V260H59ZM61 261H63V260H61ZM70 261H68V262H70ZM126 261V262H125ZM148 261V260H147ZM167 261V260H166ZM66 262V261H65ZM66 263V264H69V263ZM160 262V261H159ZM163 262V261H162ZM165 262V261H164ZM145 263V262H144ZM143 263V264H144ZM26 264V263H25ZM58 264H60V262H58ZM148 264V263H147Z\"/></svg>","mask_w":264,"mask_h":264}]
</instances>
